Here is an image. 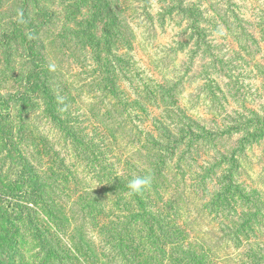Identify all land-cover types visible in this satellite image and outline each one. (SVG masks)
I'll list each match as a JSON object with an SVG mask.
<instances>
[{"label":"trees","instance_id":"1","mask_svg":"<svg viewBox=\"0 0 264 264\" xmlns=\"http://www.w3.org/2000/svg\"><path fill=\"white\" fill-rule=\"evenodd\" d=\"M63 1L0 0V264H70L59 244L81 264H264V7L96 0L76 13ZM92 11L82 36L64 28L51 52L37 46L58 15ZM14 45L23 62L6 57ZM46 53L72 75L59 81ZM237 55L255 70L252 95L237 88ZM66 105L70 145L92 166L81 174L101 183L62 206L59 183L32 168L30 132L43 142L51 126L33 119L60 123ZM133 176L151 177L140 195Z\"/></svg>","mask_w":264,"mask_h":264},{"label":"rangeland","instance_id":"2","mask_svg":"<svg viewBox=\"0 0 264 264\" xmlns=\"http://www.w3.org/2000/svg\"><path fill=\"white\" fill-rule=\"evenodd\" d=\"M96 1V0H64L63 4L71 7V9H74L77 12L80 10L81 5H89L91 2ZM11 2V1H10ZM55 2V0H51V3ZM45 3V2H44ZM56 3V2H55ZM237 3L239 6L237 8L239 9V14L245 15L246 13V7L247 6L249 9L252 7H264V0H237ZM255 3L256 6L252 5ZM206 3H202L203 7H205ZM251 5V6H250ZM73 7V8H72ZM11 14L14 13L13 9H11ZM74 13V14H76ZM83 13H88L87 11H83ZM92 15L90 18L89 16L84 15L83 17H78L76 20L72 21L74 15L71 14H63L58 15L57 18H55L53 21L50 22L51 27L53 28V32L43 34L41 39H38L37 41V46L40 47L42 43L47 46V52H49L52 37L51 35H54L57 32L63 31L64 28L69 29L72 33H76L79 36L84 30L87 29V22L91 23L90 20L93 19L94 11L90 13ZM8 17V18H6ZM82 19V24L78 21H81ZM78 22V23H77ZM11 21L9 20V16L7 15H0V29H4L5 25L10 24ZM79 26V28H78ZM247 31L249 33L252 32L251 28H247ZM48 39H51L49 41ZM82 39V38H81ZM16 40L20 41L21 45V51H24L25 49H28V46L25 42L21 40L20 37H18ZM73 49H75L78 45L79 42L76 40H72L71 44ZM250 48H254V45L251 44L249 45ZM2 46H0V63H6L5 59H3V50L1 49ZM17 45L13 46V49L15 50L13 54L9 55L7 54L6 57H11L10 63H16L17 61L23 62V55L20 53L18 55V52L16 51ZM52 48L50 49L51 52ZM47 56V57H46ZM46 56H42L41 58L46 60L48 63H50L53 66V69L55 71V76L59 79V81H62L64 78H68L69 74L72 75L71 72H67V57H64L63 53H58L56 59H53L49 56L48 53H46ZM238 56V65H239V70L242 71V73H237V88L240 89V91H244L245 95L246 92H248V95H252L253 91L255 89V82L253 80V75L255 73V70L252 71L247 67V63L242 60L241 55ZM54 61H60L61 66L58 67L56 64H54ZM229 61V71L233 70V65L231 64V60ZM247 67V68H246ZM69 70V69H68ZM236 73V72H235ZM240 80V81H239ZM60 95V103H64L66 101V104H69L66 98V94L61 93L58 94ZM65 97V99L63 98ZM239 101V100H238ZM33 104V103H32ZM25 109H28L30 111V106L27 104H23ZM34 108V107H32ZM42 111H45L44 108H42ZM36 112H38L36 110ZM33 113V112H31ZM56 114L60 113V123L56 122L55 120L51 119L50 117L45 119V118H40L41 116H38L33 119V124H36L39 126L40 123L45 125V123L49 122L50 128H46V134L43 131V138L44 141L42 142L36 134L35 130L30 132V136L32 137V142H31V154L34 159H32V168L35 169V167L39 170V174L46 178L45 183H47V186L52 189L53 188V183H59V189L60 191V198L62 200L58 201L59 204L62 206L68 205L69 203H72V201L77 200L80 190L83 189L84 187L87 186H92V185H100L101 182H97L96 180H89L91 174L87 173H82L81 171L83 170L85 165H89L91 168L92 166L85 162V155H83L81 158L78 155V152H80V149H78V152L75 148H73L70 144V138L68 137L67 133V127L68 125H71V122L68 121V116L69 115H77L75 110L69 109V106H61L57 109L55 112ZM76 117V116H72ZM91 121H95V119L91 118ZM63 123V125H62ZM44 127V126H43ZM40 128V127H39ZM42 132V131H41ZM61 140V141H60ZM44 143L46 146L43 147L38 151V145ZM65 146L66 150L61 149V147ZM30 148V147H29ZM28 148V149H29ZM89 151L92 153L93 150L89 148ZM227 151V150H226ZM193 156V155H192ZM77 160V163L79 164L77 167H74V162L73 159ZM40 159H42V163H40ZM115 170H120V168H116ZM180 176L176 172L172 173L171 175V181L173 182L174 178H179ZM108 177L104 178L102 180V183H106ZM162 179L160 177H157L156 183H160ZM201 184V183H196V185ZM185 185V183L183 184ZM203 185V183L201 184ZM57 186V185H56ZM73 190H76L73 192ZM59 195V194H57ZM53 196H55V191H53ZM54 198V197H53ZM179 202H182V200H179ZM81 211L78 207H76V211ZM82 218V217H81ZM81 224V223H80ZM83 224V223H82ZM67 243V241H65ZM68 248L71 247V244H68ZM58 249H61L67 254L70 258L69 263L70 264H81L79 262L78 257H76L72 252L63 249L62 245L59 244ZM30 257H35L36 254H32Z\"/></svg>","mask_w":264,"mask_h":264},{"label":"clouds","instance_id":"3","mask_svg":"<svg viewBox=\"0 0 264 264\" xmlns=\"http://www.w3.org/2000/svg\"><path fill=\"white\" fill-rule=\"evenodd\" d=\"M151 184L150 176H133L127 183L129 195H140Z\"/></svg>","mask_w":264,"mask_h":264}]
</instances>
